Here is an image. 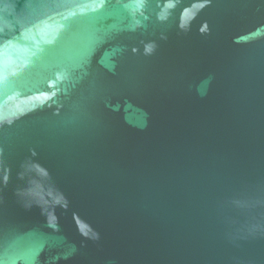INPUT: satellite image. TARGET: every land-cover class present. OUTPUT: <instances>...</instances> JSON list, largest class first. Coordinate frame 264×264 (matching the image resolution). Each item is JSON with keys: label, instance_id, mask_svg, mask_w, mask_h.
<instances>
[{"label": "water", "instance_id": "1", "mask_svg": "<svg viewBox=\"0 0 264 264\" xmlns=\"http://www.w3.org/2000/svg\"><path fill=\"white\" fill-rule=\"evenodd\" d=\"M2 264H264V0H0Z\"/></svg>", "mask_w": 264, "mask_h": 264}, {"label": "snow or ice", "instance_id": "2", "mask_svg": "<svg viewBox=\"0 0 264 264\" xmlns=\"http://www.w3.org/2000/svg\"><path fill=\"white\" fill-rule=\"evenodd\" d=\"M0 264H2V262H0Z\"/></svg>", "mask_w": 264, "mask_h": 264}]
</instances>
